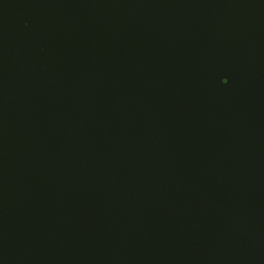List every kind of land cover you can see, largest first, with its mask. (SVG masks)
Listing matches in <instances>:
<instances>
[{"label":"water","instance_id":"water-1","mask_svg":"<svg viewBox=\"0 0 264 264\" xmlns=\"http://www.w3.org/2000/svg\"><path fill=\"white\" fill-rule=\"evenodd\" d=\"M0 264H264V0H0Z\"/></svg>","mask_w":264,"mask_h":264},{"label":"snow or ice","instance_id":"snow-or-ice-1","mask_svg":"<svg viewBox=\"0 0 264 264\" xmlns=\"http://www.w3.org/2000/svg\"><path fill=\"white\" fill-rule=\"evenodd\" d=\"M223 83H227V80H224Z\"/></svg>","mask_w":264,"mask_h":264}]
</instances>
